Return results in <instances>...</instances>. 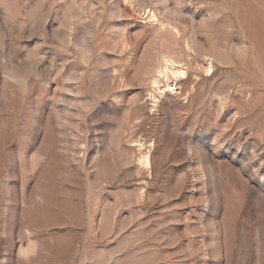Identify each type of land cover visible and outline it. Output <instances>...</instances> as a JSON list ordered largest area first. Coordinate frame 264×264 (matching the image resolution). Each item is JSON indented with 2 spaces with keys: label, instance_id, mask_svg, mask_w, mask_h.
I'll use <instances>...</instances> for the list:
<instances>
[{
  "label": "rangeland",
  "instance_id": "1",
  "mask_svg": "<svg viewBox=\"0 0 264 264\" xmlns=\"http://www.w3.org/2000/svg\"><path fill=\"white\" fill-rule=\"evenodd\" d=\"M0 264H264V0H0Z\"/></svg>",
  "mask_w": 264,
  "mask_h": 264
},
{
  "label": "bare ground",
  "instance_id": "2",
  "mask_svg": "<svg viewBox=\"0 0 264 264\" xmlns=\"http://www.w3.org/2000/svg\"><path fill=\"white\" fill-rule=\"evenodd\" d=\"M175 31V29H174ZM177 31V29H176ZM169 69L171 70V73H172V76H174V78H180V77H184L185 76V72L184 71H173L169 65H167L165 67V72L163 73L165 76H168L169 75ZM186 77V76H185ZM142 164L144 166H149L150 165V155L149 154H146V155H143V158H142Z\"/></svg>",
  "mask_w": 264,
  "mask_h": 264
}]
</instances>
